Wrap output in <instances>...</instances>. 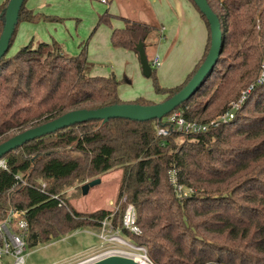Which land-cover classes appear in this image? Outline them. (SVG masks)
Listing matches in <instances>:
<instances>
[{
    "label": "trees",
    "instance_id": "16d2710c",
    "mask_svg": "<svg viewBox=\"0 0 264 264\" xmlns=\"http://www.w3.org/2000/svg\"><path fill=\"white\" fill-rule=\"evenodd\" d=\"M207 1L221 24L222 53L197 93L175 111L183 110L187 120L209 123L214 120L213 106L218 116L226 114L232 108L228 105L256 84L234 120L201 134L175 130L165 120L173 112L161 121H90L6 154L2 158L6 168H0V223L10 211L20 214L28 222L27 248L79 230L100 231L113 212L79 213L63 192L76 182L84 184L122 169L118 202L127 197V204L137 211L142 232L123 234L136 247L147 249L154 264H264V84H257L264 65V0ZM26 2L11 46L21 22L53 21L28 10ZM9 3L6 0L0 6V37ZM195 7L209 32L204 56L185 82L171 89L160 86L153 69L151 79L156 94L163 97L161 103L191 81L209 54L210 25ZM114 18L119 17L106 12L99 17V25H111ZM121 20L124 26L111 33L114 49L139 56L140 42L147 53V47L162 40L159 25ZM226 52L234 54L239 64L213 82ZM5 57L0 61V145L73 111L155 105L143 98L124 103L115 75H91L88 43L80 45L76 57L67 55L56 42L37 47L31 43L15 58ZM211 93L212 104L199 102ZM160 129L169 135L159 137ZM41 183H46L44 193L39 190ZM53 196H60L66 206L59 207ZM116 216L113 225L121 227ZM21 217L13 224L15 233H21Z\"/></svg>",
    "mask_w": 264,
    "mask_h": 264
},
{
    "label": "rangeland",
    "instance_id": "374dc122",
    "mask_svg": "<svg viewBox=\"0 0 264 264\" xmlns=\"http://www.w3.org/2000/svg\"><path fill=\"white\" fill-rule=\"evenodd\" d=\"M107 1L104 4L102 0H27L28 10L53 21L21 22L15 40L5 58L7 60L15 58L23 47L31 43L37 47L39 43L53 42L58 43L67 55L76 57L80 53V45L88 43V57L93 64L91 75L105 78L115 75L120 82L118 93L122 102L132 103L143 98L155 104L161 103L163 97L156 94L153 80L145 78L141 71L139 56L112 47V31L123 27L121 17L134 22L159 24L161 28L164 27L161 31L162 40L157 46L147 47V54L151 66L155 58H160L161 65L153 68L156 71L155 75L161 87L171 89L183 81L181 76L186 73L193 59L204 55L202 52L204 44L201 46L200 42L204 20L191 0ZM106 12L119 18L112 19L111 25H99V17ZM224 58L219 76L213 82H216L222 74H226L230 66L239 64L234 54L226 52ZM250 87L242 91L241 97L237 102H233V105L241 100L243 93ZM199 100L204 105H210L214 97L211 93ZM250 108L248 110H251ZM210 115L214 120L223 116H218L214 106L210 110ZM122 178L123 170L114 169L88 180L86 183L101 179V183L90 188L86 195L82 191V186L86 183L78 182L66 188L63 193L68 203L82 214H91L101 210L112 212L118 210L116 217L119 223L124 212L123 206H120L118 202ZM188 193L185 192L186 195ZM116 232V230L109 232L108 240H103L100 237L101 229L100 231L85 229L35 248L26 247L23 253L24 264H84L85 261L94 257L99 256L100 259H95L101 260L112 255L125 256L122 254L143 255L149 264H154L147 255V249H139L140 247H136L123 233L117 234ZM118 235L127 244L110 241ZM104 237L106 239V233ZM14 263L15 258L12 257L0 260V264Z\"/></svg>",
    "mask_w": 264,
    "mask_h": 264
},
{
    "label": "water",
    "instance_id": "95a60500",
    "mask_svg": "<svg viewBox=\"0 0 264 264\" xmlns=\"http://www.w3.org/2000/svg\"><path fill=\"white\" fill-rule=\"evenodd\" d=\"M200 12L206 17L211 30V48L209 54L191 79V81L175 96L168 100L151 105L141 106L135 104L114 105L98 110H77L65 114L64 116L41 125L28 129L16 135L0 145V161L2 158L20 148L24 144L58 131L88 123L90 121L108 122L114 119H126L135 122H150L163 120L174 112L183 103L189 101L204 84L205 79L214 71L223 48V34L218 16L213 12L207 0H193ZM26 0H10L6 12V22L3 33L0 37V61L10 50L16 27L19 22L20 12ZM142 73L145 78L150 79L153 75V68L149 63L144 43L137 46ZM101 183V179H95L82 186L83 194H88L90 188ZM92 264H137L133 259L121 255H112Z\"/></svg>",
    "mask_w": 264,
    "mask_h": 264
},
{
    "label": "built area",
    "instance_id": "2783aa9c",
    "mask_svg": "<svg viewBox=\"0 0 264 264\" xmlns=\"http://www.w3.org/2000/svg\"><path fill=\"white\" fill-rule=\"evenodd\" d=\"M107 2H108L107 0H102V3L104 4H106ZM160 65H161L160 58H155L152 64V68L159 67ZM257 84L260 85L264 84V65L261 76L257 81ZM255 86L256 84L251 85L250 89L243 93L241 100L234 105L232 104L233 106L231 105L232 106L231 110L226 114H224L223 116L219 117L217 120H212L209 123L190 121L184 117L183 110L173 112L165 120L166 122L172 124L175 130L184 134L206 133L213 128H217L221 123H228L229 121L234 120L236 112L241 108L243 102L250 95L251 91L254 90ZM168 135H169V131L166 129H160L158 131V136L161 138H165ZM0 168H6V162L4 160L0 161ZM16 179L18 181L23 182L24 185H27V183L23 181L21 176H17ZM45 189H46V183H41L39 190L44 193ZM53 199L58 201L59 207L66 206L65 201L60 196H53ZM125 204L127 206L123 212V215L120 218L122 225L121 227H115L113 225V218L117 215L118 210L116 212H113L111 216H109L108 218H106L105 221L102 222L100 237L103 240H108V233L112 232L113 230H116L117 234L126 231L135 236H139L142 233L138 225L137 211L133 205L127 204V197L122 198V200L120 201V206L124 207ZM18 217L19 218L21 217L20 214H16L14 211H10L5 221L0 223V260H3L7 257H12L15 258L14 264H24L23 253L26 249L25 232L28 230V222L21 217V219L18 222V228L21 233H15L13 231V224L15 222V219H18ZM105 233H106V239L104 237ZM110 241L112 243H117V242L121 243L123 241L127 244V242L122 240V238L119 235L113 237V239H111ZM141 248L142 247H140L139 249ZM141 250H143V248ZM114 252H118V251H114ZM95 258H100V257L99 256L94 257L85 262H88Z\"/></svg>",
    "mask_w": 264,
    "mask_h": 264
},
{
    "label": "crops",
    "instance_id": "0c3cea01",
    "mask_svg": "<svg viewBox=\"0 0 264 264\" xmlns=\"http://www.w3.org/2000/svg\"><path fill=\"white\" fill-rule=\"evenodd\" d=\"M6 0H0V3L1 4H3L4 2H5ZM179 4L181 5V3L179 2ZM179 10L181 11V9H180V7H179ZM159 25V24H158ZM124 26V25H123ZM118 28H122V26L121 27H118ZM164 28V27H163ZM163 28H162V30H163ZM181 30H179V32H180ZM202 37L200 36V42H201V46H202V44H204V49H203V54L205 53V50H206V46H207V43H208V37H209V32H208V28H207V25H206V23L204 24V26H202ZM133 53V52H132ZM203 56L204 55H200L199 56V58H197V59H193V61L191 62V64H190V66H189V68H188V70L186 71V73H184V75H182L181 77L183 78V81L179 84V85H181V84H183L184 82H185V80H186V78L188 77V75L191 73V72H193V70L195 69V67H196V65L201 61V59L203 58ZM168 56H166V58H167ZM168 59V58H167ZM140 62V61H139ZM140 66H141V64H140ZM141 71H142V68H141ZM187 76V77H186ZM178 85V86H179Z\"/></svg>",
    "mask_w": 264,
    "mask_h": 264
},
{
    "label": "bare ground",
    "instance_id": "6f19581e",
    "mask_svg": "<svg viewBox=\"0 0 264 264\" xmlns=\"http://www.w3.org/2000/svg\"><path fill=\"white\" fill-rule=\"evenodd\" d=\"M121 243H123V244H126L125 242H121ZM122 255H125V256H127V257H129V258H131V259H133L137 264H149V262H148V260H147V258L145 257V256H143V255H134V254H131V255H128V254H122ZM100 259V258H99ZM92 261V262H91ZM97 261H99L98 259H95V260H90V261H88V262H85L84 264H92V263H94V262H97ZM90 262V263H89Z\"/></svg>",
    "mask_w": 264,
    "mask_h": 264
}]
</instances>
